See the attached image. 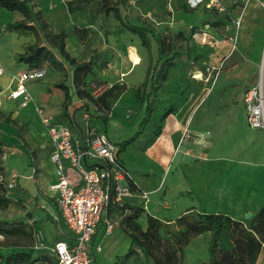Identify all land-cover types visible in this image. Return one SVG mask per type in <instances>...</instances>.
<instances>
[{"label":"rangeland","instance_id":"374dc122","mask_svg":"<svg viewBox=\"0 0 264 264\" xmlns=\"http://www.w3.org/2000/svg\"><path fill=\"white\" fill-rule=\"evenodd\" d=\"M69 1L72 0H35L32 5L35 12L44 15L47 22L45 32H66L67 51L78 62H91L92 71L84 76V84L76 85L69 65L62 72L52 71L46 66L44 79L28 83L34 102L45 106L48 117L66 122L65 88L56 87L62 84L72 97L71 116L77 113L80 125H84L82 113L87 111L95 119L105 113L110 119L122 120L124 127L118 128L117 135H114L112 125L109 126L113 141H120L118 138L124 130L138 127L132 136L141 132L139 140L125 150L117 145V153L139 184H143V173L148 170L159 178L152 182L155 178L151 179L149 186L143 187V192L150 197L149 210L144 209V203L139 199L132 200L129 205L143 208L137 221L143 229H147V219L152 216L161 223L163 238L175 241L183 233L182 245L178 247L180 264H208L210 261L212 234L189 233L178 223L183 215L189 222H198L201 214L223 215L229 220L219 241L218 264H258L263 235L260 226L263 222L259 215L264 209V132L249 127L244 97L261 76L264 80V32L259 31L256 24L250 27L246 24L247 11L255 2L260 10L257 16L264 22V0H220L222 11L209 10L204 3L193 8L189 0H128L127 9L120 6L122 16L148 32L154 50L150 55L137 39L138 46L142 45L145 62L131 78L122 77L121 70L115 67L123 66L120 62L126 59L128 47L133 43L136 45L135 39H129L125 32L120 31L113 13L106 14L103 0H90L83 11L75 14L68 13L66 4ZM108 1L114 6L119 0ZM194 9L197 11H192ZM214 13L219 18L230 16L228 25L219 28L209 25L206 29ZM22 18L19 12H9L0 7V61L8 66L9 69L4 68L9 75L25 68L17 62L18 54L36 41L46 43L44 32L36 37L33 31L7 30L9 24ZM239 20L240 27L237 25ZM201 29L211 31L218 45H203L194 39V32ZM176 35L182 36L176 41V51L181 54L178 55L177 69L170 71L166 86L155 95L151 83L143 86L144 80L141 79L148 65L152 66L154 77L160 68L157 65V39ZM233 35L237 37L236 48L229 41ZM132 58H136L134 52ZM114 60V70L108 71ZM199 72L202 80L195 79ZM138 77L140 81L136 79ZM9 80L10 77L4 75L0 79V88L6 89L3 87H7ZM113 86L126 87L130 93L122 101L116 92L115 97L109 99L108 110H100L87 97L88 94L93 98L99 97ZM132 94L135 104L129 99ZM35 103L23 109L14 102L5 101L0 109V141L7 144L0 158V176L12 201L8 208L0 209V227H24L27 233L31 232L36 218L47 214L43 209L47 171L52 168V178H56L49 159L51 142ZM172 105L175 112L162 123L164 134L156 138L157 143H152L151 138L161 117ZM147 110L152 111L151 116ZM146 116L148 120L142 125ZM6 118L15 123H6ZM95 124L105 131L101 119ZM183 129L188 130L190 136H181L179 142L177 138L179 146L174 150L173 134H182ZM14 176L19 178L20 185L16 179V186L11 189L9 186L14 184ZM176 185L179 188L173 190ZM248 213L252 214L249 219ZM129 215V212L114 214L110 218L122 236L124 222ZM39 223L40 227L43 224L47 238L50 241L55 239L56 221L45 217ZM59 229L69 233L63 221L59 223ZM117 230L108 242L102 239L104 251L98 256L99 264H113L118 255L129 251L130 242L125 250L128 240L120 242ZM103 236L100 233L99 238ZM16 242L32 243L22 231L18 239L0 236V244ZM33 247L36 258L45 253ZM0 249L7 250L0 251L2 254L26 250L3 246ZM139 262V258L133 256L126 264ZM140 264L149 263L143 257Z\"/></svg>","mask_w":264,"mask_h":264},{"label":"built area","instance_id":"2783aa9c","mask_svg":"<svg viewBox=\"0 0 264 264\" xmlns=\"http://www.w3.org/2000/svg\"><path fill=\"white\" fill-rule=\"evenodd\" d=\"M188 3L193 8L204 3L209 10L222 11L220 0H189ZM240 24L239 20L237 25L240 27ZM193 38L203 45H218L208 30H196ZM229 41L236 48L237 37L233 35ZM132 60L136 65V60ZM4 72L0 63V78ZM46 75V68H28L13 75L8 88L0 92V108L5 101L17 103L23 109L35 103L28 83L42 80ZM99 97L94 96V99ZM244 103L249 127L264 132L263 76L245 93ZM35 104L51 142L49 159L56 178L50 190L56 196L59 216L70 232L69 238L49 246L44 231L39 229L34 232L35 248L50 254L53 264H98L96 255L102 252V247L94 244V237L99 225L105 223L106 233L113 232L115 223L109 217L110 206L112 203L125 204L137 184L119 161L117 144L95 124V117L88 111L82 113L84 125L76 120L71 124L46 116L44 109ZM188 133L185 130L183 137H188ZM14 177V184L9 186L11 189L16 186L17 178ZM140 197L144 206L149 203L148 193L142 192Z\"/></svg>","mask_w":264,"mask_h":264},{"label":"trees","instance_id":"16d2710c","mask_svg":"<svg viewBox=\"0 0 264 264\" xmlns=\"http://www.w3.org/2000/svg\"><path fill=\"white\" fill-rule=\"evenodd\" d=\"M35 0H0V7L9 11V12H19L22 15V20L15 23L9 24L7 27L8 31H33L35 36L38 37L40 32H44V38L46 43L42 44L36 41L33 44H30L26 50L16 56L18 63H23L28 66L29 69H42L49 67L52 71H66L67 65L73 69V79L76 85L84 84V76L88 75L92 71L91 62H78L76 58L72 57L66 49V41L68 34L64 31L55 34L53 32L46 33L47 22L44 18V15L41 12H35L32 3ZM128 0H119L114 6H111V2L108 0L102 1V6L105 8L106 14L113 13L114 18L119 22L120 31L128 32L138 36L142 42V45L148 49L151 55L152 43L148 36V32L138 26H135L128 22L123 16L120 9L122 6L124 9L128 8ZM90 3V0H72L67 2V10L69 14H75L83 11L87 4ZM195 12V11H194ZM230 21V16L225 15L219 18L215 13L211 14L210 20H208L207 25L212 26L213 28H219L221 26H227ZM182 36L176 35L171 37H164L157 39L159 46V56L157 65H160V68L154 77L153 68L150 66L147 71L146 79L143 83V86H148L151 83L154 94L157 95L159 91L166 86L168 75L172 69H177V60L179 54L176 51V41ZM57 88L64 89L66 94V101L64 102L65 106V116L68 119L72 118L68 111L71 106L72 97L70 91L65 85L58 84ZM2 89L0 88V92ZM127 91L126 87L113 86L106 92H104L98 99H94L91 95L88 94L87 97L95 104L96 107H99L100 110H108L109 99L114 98L116 92L119 93V96L124 94ZM87 106H85L86 108ZM151 113V110H147ZM175 112V106H170L163 116L160 119V124L155 130L151 142L154 143L156 138L162 134V123L165 118L170 114ZM97 119H101L104 122L105 127L109 124L110 117L108 114L103 113V115ZM148 118H145V121L142 122L144 125L147 122ZM6 123H15L13 120L6 118ZM141 132H138L131 138L120 143L119 145L125 150L129 146L134 145L140 138ZM7 147V144L0 141V158L4 152V149ZM124 166V164L122 163ZM21 190V189H20ZM8 188L5 187V184L2 181V176H0V209H6L12 203L11 198L8 196ZM25 192V190H21ZM143 208H134L128 203L119 204L112 203L109 209V217L111 218L114 214H125L127 212L131 213L125 222H124V233L131 240V246L129 251L117 260L116 264H126L130 258L136 256L139 258L141 263L142 258L145 257L147 263L151 264H180L181 259L179 255L178 247L182 245V234L175 239V241L168 238H163L161 236L160 230L162 228L161 223L155 220L152 216H149L147 219L148 227L146 230L138 224V220L141 218V213ZM262 219V233L264 229V209L260 213ZM228 219L223 215L208 216L201 214L199 216L198 222H189L185 215L181 216L178 219L180 226L185 227L186 231L189 233H202L209 232L212 234V238L209 244L210 252V261L208 264H218V247L219 241L221 239L222 233L226 230L228 225ZM259 226V227H260ZM40 229V223H35L31 232L27 233L24 229L13 227V228H4L0 227V236L5 238L16 237L18 239L21 235V231L26 233L28 238L31 240V244H21L16 242L12 245H4L3 243L0 246L4 248H24L26 250L22 252H12L10 254L0 253V264H53L54 259L46 251L40 257L34 256V232ZM34 243V244H33ZM262 245V243H261ZM40 251V250H39ZM260 251V250H259ZM138 264V263H136Z\"/></svg>","mask_w":264,"mask_h":264},{"label":"crops","instance_id":"0c3cea01","mask_svg":"<svg viewBox=\"0 0 264 264\" xmlns=\"http://www.w3.org/2000/svg\"><path fill=\"white\" fill-rule=\"evenodd\" d=\"M178 1V0H177ZM176 1V2H177ZM192 11H197V9H194V10H192ZM248 13H249V15H248V18H247V22H246V24H249V26L248 27H250V25H252V24H256V25H258V29H259V31L261 30L262 32H264V22H261L260 21V18H259V16H257V14H259V12H260V10H259V4L258 3H252L251 5H250V7H249V9H248V11H247ZM245 20H243V22H244ZM208 27V28H207ZM242 28H243V26H242ZM206 29H209V25H207L206 26ZM210 34H211V31H208ZM126 33V35L127 36H129L130 38L129 39H135V44L136 45H134V43H133V45H131V46H129L128 47V55L127 56H125V60L124 61H122V62H120V63H122V65L123 66H121L120 64L117 66V68L115 67L116 66V61L114 60L113 61V63H111V65H110V69L108 70V71H111V70H114V67H115V69H117V70H121L120 72V74L121 75H125V77H130L133 73H135V71L138 69V68H140L141 67V65L143 64L144 65V62H145V57H144V54L142 53V50H141V46H138L139 45V42L137 41V39H140L138 36H136V35H134V34H131V33H128V32H125ZM149 36V35H148ZM157 42V41H156ZM134 49V51H132ZM152 50H153V48L151 49V52H152ZM154 51V50H153ZM135 53V60H136V62H137V64L136 65H133V58H132V53ZM157 52H158V56H159V46H158V43H157ZM153 55H154V52H153ZM157 61H158V59H157ZM2 62V67L4 68V67H6V68H8V66H6L4 63H3V61H0V63ZM21 65H24V69H20L21 71H25V70H27L28 69V66L27 65H25V64H23V63H21ZM142 65V66H143ZM121 67V68H120ZM150 66L148 65L147 67H146V71H144L145 72V74H144V77H143V79H141V80H144L145 81V79H146V76H147V71H148V68H149ZM9 69V68H8ZM123 70H125V71H123ZM4 75H8L9 77H10V80H9V82L7 83V87H3V88H8V86L10 85V83H11V78H12V76L13 75H17L19 72H21V71H19L18 73H16V74H13V75H9V73L7 72V70L4 68ZM4 75L0 78V79H2L3 77H4ZM132 77V76H131ZM130 77V78H131ZM140 77V76H139ZM136 78V79H139V81H140V78ZM144 83V82H143ZM3 86V85H2ZM128 90V89H127ZM129 93H130V91H127V92H125L124 94H122L121 95V99H122V101L125 99V97H127V95H129ZM129 99L131 100V102L133 103V104H135L136 103V99H135V96L132 94V96H130L129 97ZM8 102V101H7ZM43 109H44V111H45V106H43L42 104H40V103H38ZM16 105H18L17 103H16ZM18 107H19V105H18ZM1 109V108H0ZM68 111H69V113H70V116H71V114H72V112H73V110H72V107H69V109H68ZM45 114H46V111H45ZM47 116V115H46ZM50 117V116H49ZM72 118H70V119H68L66 122L65 121H63V120H61L62 122H65V123H71V124H73L74 122H75V120L78 122V120H77V113H75V115L74 116H71ZM147 117V116H146ZM145 117V118H146ZM55 119V118H54ZM55 120H57V119H55ZM96 120H98V119H96ZM58 121H60V120H58ZM110 125H112V131H113V133H114V135H117L116 133H117V131H118V128H120V127H124L123 125V123H122V120H119V119H117L116 118V120H115V118H111L110 119V121H109V124L105 127V133H106V135H108V137L111 139V137H110V135H109V126ZM138 126V125H137ZM183 127L182 128H184V125H182ZM186 126V125H185ZM130 127V126H129ZM136 129H138V127H135L134 129H131V128H129V129H127V130H124L123 132H122V134H121V136L118 138V139H120V141H113L112 139V141L114 142V143H116L117 145H119L120 143L119 142H124V141H126L127 139H129V138H131L132 137V134L136 131ZM186 129H183L182 130V134H179V132L178 133H175V134H173V137L175 138L174 139V142L176 143L177 142V138H179L178 139V142H179V140H180V138H181V136H183V133H184V131H185ZM255 131H257V130H255ZM164 134V131L162 132V134H161V136ZM190 136V135H189ZM187 138V137H186ZM157 141H158V139H157ZM157 141L155 142V143H157ZM196 143L198 144V145H202V144H200L198 141H196ZM202 143V142H201ZM132 146H134V145H132ZM179 146V144L177 145V143H176V145H174V150H175V148H177ZM130 148H131V146H129ZM150 147H148L147 148V150L149 149ZM199 149V148H198ZM48 150H49V155H50V151H51V147H49L48 148ZM118 159H119V161L121 162V163H123L124 164V166L129 170V172L132 174V172H131V170L129 169V167L126 165V163L121 159V156H120V153H118ZM151 173H153L152 172V170H148L146 173H143V176L145 177L144 179H143V184L141 185V184H139L136 180H135V178L133 177V179H134V181L136 182V186H134L133 187V191H134V193H133V195L132 196H129V197H127L126 199H125V203H130L132 200H135V199H139V200H141V197H140V194L143 192V187H148L149 186V183H150V180L151 179H153V178H155V179H153V180H151V182L152 181H154V180H157L159 177L156 175V174H151ZM52 174H53V171H52V168L51 169H49L48 171H47V177H46V186H47V188L45 189V192H44V196H43V199H44V204H43V209L44 210H46V212H47V214L45 215V216H41L40 218H36V221H35V223L37 222V223H39V222H41V221H44V219H45V217H46V219L47 220H50V221H53L54 222V220L56 221V224H58V226H57V228H56V232H55V239H53L52 241H50V239H48L47 238V236H46V242H47V244L49 245V246H52V245H54L56 242H58V241H60V240H65V239H67V238H69V236H70V232L69 233H64V232H61L60 231V229H59V223L62 221L61 220V218H60V216H59V213H60V211H59V208H58V204H57V199H56V196H55V194L50 190V186L53 184V182L55 181V179H53L52 178ZM55 174V173H54ZM132 176H133V174H132ZM19 180V178L17 179V181ZM18 183H19V185H20V182L18 181ZM17 183V184H18ZM178 185H176V186H174V189L173 190H175V189H177V188H179V186L177 187ZM26 189V188H25ZM27 191H29L28 190V188L26 189ZM33 192V191H32ZM249 192H251V188L249 189ZM150 202V201H149ZM45 207V208H44ZM144 208H145V210H149L150 209V204H147V205H145V206H143ZM248 214H251V213H248ZM252 215V214H251ZM255 215V214H254ZM42 227H44L43 226V224L41 225ZM42 227H40V229H42L43 230V228ZM117 230V228H116V226H115V228H114V230H113V232L111 233V234H107L106 233V225H105V223H102V224H100L99 225V228H98V231H97V233H96V235H95V237H94V244L95 245H100L101 247H102V245H101V242H102V239H103V241L104 242H108L111 238V235L114 233V231H116ZM145 230V229H144ZM117 232L119 233V235L117 236L118 237V240L120 241V242H126V240H128L127 241V244H126V246H125V250H127V247L129 246V242H130V246H131V240L125 235V233H123V236L120 234V232L117 230ZM100 233H103V237H101V238H99V236H100ZM46 235V234H45ZM123 239V240H122ZM261 243H262V247H261V249H260V251H259V260H258V264H264V229H263V235H262V240H261ZM130 246H129V248H130ZM124 250V251H125ZM0 251L1 252H6L7 250L6 249H0ZM103 251H104V248L102 247V252H100V253H97V255H96V257H97V263L99 264V262H98V256L101 254V253H103ZM126 252V251H125ZM124 254V253H123ZM124 255H118V257H116V260H119L121 257H123ZM115 260V261H116ZM117 262V261H116ZM116 262H114L113 264H116Z\"/></svg>","mask_w":264,"mask_h":264},{"label":"bare ground","instance_id":"6f19581e","mask_svg":"<svg viewBox=\"0 0 264 264\" xmlns=\"http://www.w3.org/2000/svg\"><path fill=\"white\" fill-rule=\"evenodd\" d=\"M195 79L202 80V79H203L202 74L199 72V73L195 76Z\"/></svg>","mask_w":264,"mask_h":264},{"label":"water","instance_id":"95a60500","mask_svg":"<svg viewBox=\"0 0 264 264\" xmlns=\"http://www.w3.org/2000/svg\"><path fill=\"white\" fill-rule=\"evenodd\" d=\"M251 216H252L251 214H247V218H248V219L251 218Z\"/></svg>","mask_w":264,"mask_h":264}]
</instances>
